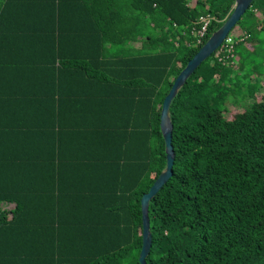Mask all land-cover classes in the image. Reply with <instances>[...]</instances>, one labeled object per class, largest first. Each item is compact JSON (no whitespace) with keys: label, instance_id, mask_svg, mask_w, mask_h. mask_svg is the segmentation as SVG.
<instances>
[{"label":"trees","instance_id":"obj_1","mask_svg":"<svg viewBox=\"0 0 264 264\" xmlns=\"http://www.w3.org/2000/svg\"><path fill=\"white\" fill-rule=\"evenodd\" d=\"M261 1L244 12L235 44L260 30ZM233 5L0 0V73L17 86L0 90L4 125L13 134L24 114L29 128L52 132L35 148L43 155L34 173L27 162L30 183L0 178V204H14L0 206V264H139L140 199L166 164L162 100ZM232 55L220 45L170 102L172 175L148 203L146 264H264V81L249 82ZM23 78H33L32 96H22ZM234 79L247 101L228 108ZM21 102L37 112H17ZM64 140L68 168L56 153Z\"/></svg>","mask_w":264,"mask_h":264},{"label":"crops","instance_id":"obj_2","mask_svg":"<svg viewBox=\"0 0 264 264\" xmlns=\"http://www.w3.org/2000/svg\"><path fill=\"white\" fill-rule=\"evenodd\" d=\"M9 80V77L4 73H0V90H2L4 93L5 91L9 89H16V84L11 83ZM23 81L27 82V85L24 88V91L21 93L22 96H32L34 90H36L35 85H31L32 79L23 78ZM24 85L22 86V88ZM34 99V98H32ZM22 105L20 108L16 109L17 112L25 113V114H34L37 112L34 104H27L21 102ZM67 104L64 103L62 105V115L66 112ZM55 113L57 110L54 111ZM6 107H3V103L0 104V178H12L15 176L17 182H20L21 184L30 183L28 180V176L26 173V166L27 162L30 164V167L32 166V171L34 173L35 169L39 167V160L40 156L43 154H39V149L37 152L35 151V148H38V144H48L46 143L50 141V137L52 135L51 130H48L46 133L43 132H37V129H31L28 125H26L25 115H20V122L22 123V127L20 130L15 131L13 134H9L7 131V124L9 120H6V126L5 119H6ZM61 116V115H59ZM55 117V115L50 116V118ZM16 124L18 122L16 121ZM15 139V140H14ZM37 143L36 145H34ZM60 146L57 147L56 153L57 155L63 159L62 166L69 167V159H72V153L69 149V143L68 141L65 142H59ZM15 146V149L17 151V154H15V159L12 161L10 157H8V154L12 155L11 151L9 150L8 146ZM48 150V146H47ZM48 157V151L45 154L46 158ZM29 169V168H27ZM17 171V172H15ZM15 172V173H14ZM65 175V174H64ZM11 176V177H8ZM32 177V174L30 175ZM33 178H36L38 181L37 176H33ZM32 179V178H31ZM0 206L2 208H5L9 210L10 208L14 207L13 203L9 202H1Z\"/></svg>","mask_w":264,"mask_h":264},{"label":"water","instance_id":"obj_3","mask_svg":"<svg viewBox=\"0 0 264 264\" xmlns=\"http://www.w3.org/2000/svg\"><path fill=\"white\" fill-rule=\"evenodd\" d=\"M252 0H234L231 13L224 20L222 25L215 30L198 51L187 61L186 65L174 78L167 94L164 96L160 109L159 127L164 140L165 167L158 174L147 192L140 199L141 209V247L138 253V263L146 264V256L151 246V233L149 230L148 203L149 200L158 192L167 179L172 175L173 149L171 146L172 125L168 115L171 100L176 95L177 90L184 84L186 79L197 68V66L211 55L222 43L226 35L232 30L236 22L251 5Z\"/></svg>","mask_w":264,"mask_h":264},{"label":"rangeland","instance_id":"obj_4","mask_svg":"<svg viewBox=\"0 0 264 264\" xmlns=\"http://www.w3.org/2000/svg\"><path fill=\"white\" fill-rule=\"evenodd\" d=\"M254 19L256 17L262 21L260 30L254 31L250 39L245 42H240L235 44L236 40L234 39L233 44V63H235V70H241L242 74L243 70L238 68L239 64L244 72H249L252 74L249 78V82L258 83L259 78L264 81V61H263V53H264V2H259V11L253 14ZM250 16L248 13L243 15L242 19L237 24L238 28L231 30L229 33L231 35H239V28L246 27V22ZM234 70V71H235ZM235 71V72H236ZM254 73V74H253ZM257 74V75H256ZM260 75L259 77H256ZM244 82H238L236 79L232 81V83H228L231 87V94L228 96L227 107L232 108L234 106H239L240 104H244L247 101L246 89L243 85ZM136 260H130L127 264H135Z\"/></svg>","mask_w":264,"mask_h":264},{"label":"built area","instance_id":"obj_5","mask_svg":"<svg viewBox=\"0 0 264 264\" xmlns=\"http://www.w3.org/2000/svg\"><path fill=\"white\" fill-rule=\"evenodd\" d=\"M200 22H201V27L199 30H197L196 32V42L199 43L201 37L204 34L205 28L207 26V23L209 21V17L208 16H203L199 18ZM233 43H234V38L232 35H226V37L224 38V40L221 43V48L222 50L225 52V57H228L233 49Z\"/></svg>","mask_w":264,"mask_h":264}]
</instances>
